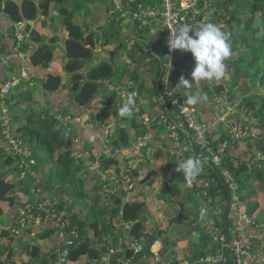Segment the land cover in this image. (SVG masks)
Instances as JSON below:
<instances>
[{"label": "crops", "instance_id": "0c3cea01", "mask_svg": "<svg viewBox=\"0 0 264 264\" xmlns=\"http://www.w3.org/2000/svg\"><path fill=\"white\" fill-rule=\"evenodd\" d=\"M4 1L5 0H0L1 8ZM66 1L68 9L71 11L67 19H64V17L59 14V6L54 3L51 4L47 12V18L40 14L41 16H39L37 20L31 21L33 22V28L29 26L30 30L27 34H25V38L28 36L29 40L32 41L36 45V47L28 44V47L24 51H20V54L23 55V59H12L11 62L6 61L7 63L3 61V57L5 56L6 52L13 51V48L11 49L12 41L10 39L11 36L9 35V32L13 31L14 26L0 12V35L4 44V47L1 45L2 50L0 52V63L2 61V66L0 64V84L5 81H17L22 73H27L28 77L27 80L21 81L19 84H15L10 93L12 100L14 96L18 97L17 99H19L21 96H18V94L21 92H23L26 96L28 95L29 97V101L23 102L20 107L16 106L14 107V110L10 111V114L12 116V127L14 131L25 127L29 122V119L32 118L31 115H33L37 120L40 121H53V131L61 132L62 129H66V132L63 135L65 148H61L56 151L51 159L46 156L43 148H40L39 153L37 150L31 148L37 163V166L35 168V175L40 182L39 185L35 184L33 178H30L28 174L21 177L14 163V160L11 167H2L0 169L3 184L13 187L12 192L7 193V195L5 196L11 194L15 197L17 204V208H9V205L7 203H0V208L2 210V214L0 215V229L9 228L11 223H13L12 221H14V223L17 222V212H19L18 209L20 210L23 203L27 201L33 202L36 199H43L44 197H51L56 199L58 202V208L60 204L61 206L63 205V215H68V217H77L78 219H83V221L87 219L86 223H88V219H92L94 217L92 212L96 209L92 204L88 205V209H85L84 207L78 205L73 201L72 189L69 188L68 185L64 187V183L60 184L54 182L53 185H47V182L55 180L54 168L52 167V164L60 156H62V154L68 151L70 152V160L73 164V157L75 158L76 155V152H73V139L74 141L76 139H79V142L77 143L79 144V147L80 145L82 146L83 150L79 148V151L82 150V153L80 151V153L77 155V159L80 160V162L85 167L92 169V165L95 162L94 159L91 157H83L82 154L85 152H89L95 157L100 153L101 155H108L110 151L108 152L106 143H108V141L114 140L116 136L114 132L115 130L119 129L117 126H120L121 129H123L125 132L128 131L127 136L129 141L131 140V143H136L140 140H144L146 142V148L141 151L143 153L140 154L142 155L141 157H139L137 154H134L133 156L132 153L128 151L130 142L127 143V146H122L123 150L121 151L123 153L121 152V156L125 161V166L122 167V170L126 168H132L133 170L135 168H138L137 166L144 168L142 171L144 173V179L142 180L143 182L138 185L136 184V181H134L133 185L135 186H133L132 189L130 188L129 192H126V199L145 201L147 207L146 211L147 213H149L150 207L148 209V205L155 198V200H153V202L150 204L151 208L153 209H151L152 214L148 217L149 221H147L145 224V233H147V231L148 233L151 232L154 227L156 229L157 227L160 229L164 227L162 230L167 231V228H169V230L167 231L169 235L175 225V222H171L170 220L175 217L178 205L174 206V204H172L171 206H167V204H165L162 199H158L156 195L163 184L169 183L171 181L170 172H167L169 175L168 177H166L163 173L165 172V169H168L167 167L168 164L171 163V160H176L178 164L179 161L192 158L194 152L193 147L195 145L182 121L178 120L175 122L179 128L178 139L181 146L180 149H177L173 145L172 141L169 139V137L166 135V132L162 128L158 129V122L155 123L154 121H152L153 113L150 112V109L154 112V117H158V109L155 108V106L150 102L151 99L157 94L155 80L157 75L155 74V78H152L151 80L147 79L144 80V82L140 83V76L138 74V71L144 69L146 72L150 71L151 64L153 70L156 67H159V61L161 58L159 56L157 57V52L148 47V53L152 59V63L151 61L145 62V60H143L144 54H140L143 60L142 64H139V62L132 59L135 54H130L131 49L134 47V45H131L130 41L132 38L135 39L136 31L149 36L152 39L150 40L151 43L156 45L158 52L160 49H168L167 37L163 33L158 32V26L155 25L154 22L149 23V26L145 28L139 29L138 24L134 23L132 20V15L135 12H132V10L130 9V4L132 3L130 0L126 3V7L122 6V0ZM35 4H38V0H36ZM157 5H159V0H140V5L137 9V12L146 11ZM73 6L78 7L77 11L74 13ZM211 8H209L208 10L207 7L208 13L206 15L207 19L205 23L216 22ZM70 18L71 21L69 20ZM64 20L72 23L74 21L83 29L86 28L89 32L90 29H93L96 32H98V30L102 32V27L104 25L111 24L113 27V22L115 24V31L111 30V32H106L108 33V35L111 34L113 38L112 41H114L113 44L111 43L110 46L106 47L101 46L102 42L107 40L109 41L110 39H100L97 42V46H95L93 50L95 56L91 60L94 61L91 68L95 67L100 61H110V63L115 66L116 81H113L105 91H102V94L106 95L104 99L94 100L91 102V104L87 108L89 110H85L76 106L75 102L73 101L74 94L79 92L73 89V73L69 72L66 69L67 65L69 64V60L66 57L65 49L66 41L69 35L66 31ZM31 31H34L36 33L35 38L30 37ZM87 31L86 33L89 34V32ZM44 46L49 47L53 51L52 61L47 67H43L41 65L32 66L30 61L31 56L34 54L36 49L42 48ZM115 49L116 51L114 53H111ZM111 54H113L112 60ZM180 56L183 57V54H181ZM185 62H187V60H184L183 64ZM182 67L184 66H178L177 63L176 68L172 71V78L176 69L177 72L181 74L186 73V71ZM91 68H88L87 65L86 68L81 69L78 73L80 75H84ZM50 77H59L61 81L59 89L53 92L47 91L43 87V84L46 83ZM82 83L84 82H80L79 85H81ZM175 83L176 85H174ZM178 84L179 82L173 79L174 88H178L180 89V91L183 90V87H176ZM130 93L135 94V104L139 105L141 113L140 116L135 115L133 112L131 116L132 119L122 118L120 114H118L117 116L111 115V117H108L105 120L102 119V106L100 103L103 100H105L108 96L115 94V107H117L120 102L122 104L126 102ZM25 95L23 96V98L25 97ZM151 105L154 107V109H152ZM197 110L199 111L201 117L203 116L202 120L204 121V123L208 125L209 131L212 135V140L214 142L220 141L223 138V134H225V136L228 138L227 133L221 129L218 123V113L213 111L217 110V108H209L205 104L201 103L197 106ZM224 114L225 113H223V115ZM90 115L91 119L89 120ZM224 116H226L228 122L234 123L239 120H243L244 115L241 113H234L232 115L231 110L229 111V114H225ZM63 118H71V120L65 125L61 121V119ZM73 118L78 119V123L74 124ZM104 126H109L112 130L109 131L106 129L107 133H105ZM109 134H111V138L113 139L110 138ZM228 147L229 148L227 149V151L229 152V154H232L233 156L241 159L245 158L247 160L249 159V152L254 150V148L249 149L245 142H232ZM1 148H4V150L8 154L6 144L4 143L0 132V149ZM43 155L44 158L42 159L41 157ZM144 158H147L148 161L145 160L146 162H144L145 164L142 166L141 162H143ZM231 161L234 165H236L238 162L237 160H235V158H232ZM147 164H149V166L151 165V168L148 169V167H146ZM110 173L116 181H105L102 184H107V191L112 187L119 185L120 183L125 184L124 179H120V175H117L114 172ZM39 177L44 178V180H42V178L40 179ZM239 178L243 179V177L240 175ZM199 182L197 181L194 183L200 184ZM183 187L184 189L182 190L189 189L185 186ZM35 189H39L40 191L36 193V195H34ZM86 191H90L89 187H86ZM189 192L190 191H187L186 195V192H184L181 199H185V201L188 200L190 196ZM108 196L110 197L109 194ZM213 197L215 200L213 206L207 207V220L214 223L215 221H219L220 219H231V221H228L231 226H234L236 219L235 206L233 204H230V207L228 209L229 213L226 216L225 208H227V204L224 198H222V195L216 193L213 195ZM179 198L180 197H177L176 200H179ZM258 200L260 203V207L252 217L253 224L245 229V236L251 242L252 259L250 261V264H264V258L262 257V248L264 245V221L263 217L261 218L260 216V210L264 209V194L262 196V201H260L259 197ZM108 202L109 207L106 208V210L105 208H103L102 210L99 209L103 213V217L98 220L99 224H101L99 228H102V226H104L106 221H108L110 218L108 214L110 209L112 208V205L110 204V201ZM99 203L100 204L98 206L103 207L105 202L102 203V201L100 200ZM162 209L166 210L167 212H171L172 214L169 216L164 215ZM196 209L197 205L190 209L191 211L189 214V223H191L193 226L198 225L196 221H193L194 213L197 212ZM169 223H171L170 226ZM177 224L184 227V229H187V227L189 226V224H187L186 226L180 223ZM29 227H32V231H34L33 234H35L36 231L42 228L38 224H32L29 225ZM187 230V232H190L189 228ZM33 234L26 236V238L25 236H23L24 240L32 238L33 241L31 244L36 245L41 253H43V255L45 254L49 256L54 248L53 245L58 242L57 237L55 235H52L49 238L40 239L35 238ZM160 235L161 232L157 234L158 237ZM132 237L134 238V235ZM177 237L168 238L169 241L178 242V249L175 250L172 255L166 254L163 249L162 241L157 239L150 248V253L154 256V259L150 258L149 264H158L162 260L171 259L173 256H176V258L179 259L182 258L183 255H188L189 245L190 243H194L195 241H197L196 237L194 236V238H192L189 233L180 234V236ZM85 238L86 242L90 245L91 248H96L99 238L92 231H88ZM5 243V240L0 239V246H4ZM140 243L141 238L135 239V241H133L132 243L126 242V244L128 245L127 250L130 252V250H133V248H140ZM170 249L173 248L170 247ZM27 253L28 252L25 251L24 253H22L20 250H17L16 254L13 257V261L16 264L28 262L29 256ZM44 261L48 264V257L44 258ZM87 262V256L80 257L76 262L63 260L64 264H87ZM30 264H43V259L40 258L39 260H33ZM91 264L96 263L94 262Z\"/></svg>", "mask_w": 264, "mask_h": 264}, {"label": "trees", "instance_id": "16d2710c", "mask_svg": "<svg viewBox=\"0 0 264 264\" xmlns=\"http://www.w3.org/2000/svg\"><path fill=\"white\" fill-rule=\"evenodd\" d=\"M161 0H159L160 3ZM127 2L129 0H122V6L126 7ZM209 8H211V5L214 3V8L212 9L214 14L215 23L218 25L219 23H224V26L231 31L229 26L233 23H237L238 27H241L238 29L237 36H230V40L232 41V51L235 50V46L241 45L245 46V52H247L252 59L249 60L247 56L244 55L245 52L241 53L233 63H231L232 67L229 69V72H234L232 83L236 82L238 79L241 71H243L244 68H247L246 75H250L252 77V81L245 83L244 87L247 91H250L253 87L254 88H263L264 91V74L261 76L258 75V73L254 70V68L259 66L260 58L262 55H264V0H208ZM1 3V2H0ZM36 0H5L2 8L0 7V12L9 20L12 24H23V32L24 37L25 34H27L30 30V27L28 25V22L35 21L39 16H45L47 18L48 10L50 8L51 4H56L58 7V12L61 16L64 17V19H67L68 15L70 14V10L67 7V1L66 0H38V4H35ZM66 3V5H65ZM1 5V4H0ZM140 0H136V2L130 4V9L132 12H136L139 8ZM203 5V2H201V6ZM78 7H73V12H76ZM209 10V9H208ZM207 10V11H208ZM259 14L260 17V24L257 25V18L255 17L256 14ZM41 14V15H40ZM204 18V23L206 22L207 17ZM243 18V19H242ZM256 18V19H255ZM113 21V20H112ZM66 31L68 32V39L66 41V57L69 60V64L67 65L66 69L69 72L73 73V89L77 92H79L81 85L84 84L81 91L79 93L74 94L73 101L75 102V105L87 109L91 102L94 100V98L104 90V88L109 87L110 84H112L113 76H114V69L115 66L112 63L106 62L107 60H104L103 63L99 64L97 67H93L90 70H88L84 75H80L78 72L86 68L88 63L93 59L95 56L94 54V48L96 46V43L94 42V39L92 35H87L83 28L80 27L79 24H76L74 21L67 22V20H64ZM256 24V26H254ZM115 24L113 22V27L111 28L112 31H115ZM237 28V26H236ZM83 30V31H82ZM110 30V32H111ZM249 33V38H245L243 42L240 40L243 35ZM35 32L31 31L30 37L35 38ZM252 39H251V38ZM12 41L11 49L14 47L15 38L13 36L10 37ZM250 43L251 45H248ZM0 45L4 47L3 40L0 35ZM109 45V41H104L101 43L102 47H106ZM28 47V43L24 41L19 49V52L24 51ZM4 49V48H3ZM9 49V50H11ZM167 51V48L160 49L157 53V57L159 56L161 59L159 61V67H156L154 69L155 74L157 77L156 80V91H158V84H159V78L161 75V65L163 64V56L164 53ZM1 52V51H0ZM183 52V51H181ZM184 53V52H183ZM12 51L7 53V55H11ZM189 54V53H184ZM156 57V58H157ZM53 58V51L47 47L44 46L42 48H38L35 50L34 54L31 56L30 61L32 66L41 65L43 67H47ZM12 61V60H11ZM2 66V65H1ZM259 70V69H258ZM261 70V69H260ZM188 70H186L187 72ZM228 71L226 73H229ZM80 82H84L81 85ZM256 83L259 84V86H256ZM61 84L59 77H50L46 83L43 84V87L45 90L53 92L59 89ZM236 84V83H235ZM241 86V85H240ZM171 88H174L173 85H171ZM242 91L243 85L241 86ZM185 89V88H184ZM217 92H223L224 87L222 84L217 87ZM186 90L187 96L191 93L190 90ZM105 91V90H104ZM175 91L179 93L181 92L180 89H176ZM176 93V92H175ZM229 94V93H228ZM25 94L23 92L19 93L18 96H21L19 99L18 97H13V100L11 96H8L5 106L8 108L9 111L14 110V107H20V105L23 102L29 101L28 95L23 98ZM233 98H240L238 95L236 96V92H234L231 95ZM176 98L179 101V104L185 105L186 104V98L185 96L179 95L176 93ZM253 103L251 101L248 102V105H250V110L248 112L249 115H252L255 120L253 121L252 129L256 131V138L255 139H245L244 142L246 143L247 147L249 149L254 148L253 151L249 152V159H241L238 157L233 156L232 154H229L228 151H225V153H222V167L228 171L229 174L235 176L236 183L238 185V195L239 199L246 204L248 207V214L249 216L253 217L255 212L260 207V203L258 198L253 197L255 196V193L257 192V188L252 183L253 180H258L260 184L262 185L263 193H264V92L263 96L261 95H254L253 97ZM245 103V102H244ZM102 109V119L105 120L108 117H111V115L117 116L119 114V109L122 106V103L120 102L117 107H115L116 104V95L112 94L108 96L105 100H103L101 103ZM164 108H166V114L169 117L170 120L176 122L179 119L176 117L179 113V110L177 107L172 106L170 100L165 101ZM32 118L29 119V122L27 125L23 128H20L19 130L15 131L16 135L19 137V139L23 140L24 142L28 143L29 140H27L30 136L36 135L37 138V146L41 144V148L44 149L46 156L50 159L52 158L53 154L58 151L61 148H65V141L64 137L61 136L59 131H53L54 122L52 121H40L37 120L33 115H31ZM247 117L248 115H244ZM249 117V116H248ZM247 117V120H249V117ZM90 122V121H87ZM44 123V124H43ZM252 123V122H250ZM248 125V123L246 124ZM160 126V127H159ZM158 129L161 128V125L158 121ZM112 133V132H111ZM114 134L115 139L111 141V144L115 146H127L128 143V134L123 129H117L115 130ZM111 135V134H109ZM227 137H223L220 141H213V146L216 148L218 144H222L225 141H227ZM30 148H33L32 145H29ZM229 148V147H228ZM227 148V149H228ZM74 150V149H73ZM193 155L192 158H197V148L193 147ZM263 157V159H261ZM232 158H235L237 160V164L234 165L231 161ZM71 157L70 152H66L62 154L53 164L52 167L54 168V176L55 180H51L47 182V185H53L54 182L63 184L64 187L66 185L69 186V188L72 189L73 193V201L76 202L81 207H84L85 209L89 208V204H94V207L98 212H100V207L98 206L100 203V200L98 198H90V193L92 191H86V187L91 186L92 182L97 183L98 177L97 175L93 177H89L90 174H96V170H91L88 167H85L81 162H76V164L71 163ZM3 163H2V162ZM13 165V159L11 156H9L4 148L0 149V169L2 167H11ZM101 165H105V168L108 169L110 166L115 167L117 165V161L110 157L106 162L102 163ZM202 171L200 172L201 176L206 177L205 179L209 180L208 177L211 179L208 181L211 183L210 190L211 194H219L222 195V198L226 201L227 208H225V215L227 216L230 207V199L231 194L227 191L226 187L223 185L222 177L220 175V172L217 168L212 167L209 163H202ZM134 170V175L141 174L140 169L136 168ZM130 170V173H133ZM115 174L119 175L120 170L118 168L113 169ZM254 174L253 178L248 174L250 172ZM72 172V173H71ZM83 174L81 175V173ZM71 173V174H70ZM136 175V176H137ZM239 175L243 177V179L239 178ZM108 176L114 179V177L108 173ZM142 178V175L139 176ZM176 177V181L173 180L172 183H165L160 187V190L158 192V199H162L167 206H171L174 204V206L178 205V203H181L180 201H177L176 198L180 197L182 188L180 185H185V179L183 172H174L173 178ZM199 177V176H197ZM215 181H214V180ZM180 180V181H179ZM136 181L135 178L133 179V182ZM121 184V183H120ZM123 188V187H122ZM121 188V189H122ZM124 189V188H123ZM120 190L115 192L113 195H111L110 198V204L112 205V208L109 211L108 216L110 217L108 222L105 226H102V228H99L101 224H99L98 220L95 219L93 221H90L88 219V223H86L87 219L83 221V219H78L77 217H68V215H64L70 223V228L65 231V235L72 239L73 246L70 247H62L61 249V258L64 261H72L76 262L80 257L87 256L88 262L87 264L96 263V261L99 260L101 256V252L105 247H100V243L102 241H105V237L109 234L114 237L116 234H122L121 231H117L118 227L124 226L125 224H129L131 227L130 235H134V239L141 238V249L139 252L136 253L137 249L133 248V250H130V252L127 250L128 245L124 242L121 243L122 251L121 253H118L117 255L112 257V263H116L118 259L122 258H128L131 257V263L136 264H149L150 258L154 259V256L150 253V248L153 245L154 241L157 239L161 240L163 243V249L168 255H172L175 251V248L177 247V241L169 242L167 238L168 232L166 230H162L157 227V229L154 227V229L149 232L145 233V224L148 219V215L146 212V203L145 201H137V200H127L126 199V191ZM190 189V188H189ZM185 190V195L187 194V191ZM13 190L12 186L3 184V179L1 177L0 173V203L5 202L9 205V208H17L16 199L11 194L8 196L7 193H11ZM190 193H194L195 196L200 195L201 191V184L194 183L192 184ZM214 198V197H213ZM189 201V198H188ZM201 206V205H200ZM199 206V207H200ZM197 206L196 213H194V222H198L199 217V208ZM22 208V206H21ZM20 208V209H21ZM59 212H63V205H59L58 208ZM18 211H20L18 209ZM101 213V212H100ZM2 214V210L0 208V215ZM189 214L190 211L187 212V207L183 205V212L181 215H179V221H176V219L170 220L171 222L180 223L183 225L189 224V234L190 236L194 233V231L198 229H202L205 226L204 221H201L196 226H193L191 223H189ZM188 216V217H187ZM260 216L263 217L264 221V209L260 210ZM231 219H220L219 221L214 222V227L216 229V232L214 233H208L205 231V233H200V238H196L197 241L194 243H190L188 248V261L192 264H199V259H205L207 257H215L219 254L224 255L225 261L221 262L220 264H232L231 262V254L229 249H223L221 245H219L218 242L214 241L213 236L216 233L218 236H223L225 239H227L229 242L231 240V232L235 231V224L237 221V216L235 219L234 226H231L229 221ZM17 221V222H16ZM16 223L12 221L9 228L6 229H0V239L5 240L6 243L4 246H0V262L1 264H16L13 261V257L16 254L17 250H20L22 253L28 252L29 260L28 262H22L20 264H30L33 260H39L40 258L43 259V264H47L44 261V258L48 257V264H54L56 260V256L54 253H50L48 255H43L39 248L36 245L31 244L33 239L28 238L24 240V237L29 236L30 234H33L34 231H32V227L29 230H21V233L19 235H14L11 233V230L13 227H18V215L16 219ZM117 222H120L118 224ZM202 224V225H201ZM32 225V224H31ZM37 225V224H36ZM42 228L33 234L35 238H49L52 235H56L58 232V227L55 226H42L38 224ZM13 226V227H12ZM193 226V227H192ZM202 227V228H201ZM73 229V232H72ZM204 230H206L204 228ZM88 231H92L98 238L99 241L97 243L98 248H91L90 245L86 242V235ZM161 232V235L158 237L157 234ZM114 235V236H113ZM211 240L213 243L217 244L218 250H214L211 245L208 244V240ZM19 241L20 245L16 246L14 249L11 248V246L16 242ZM20 246V247H19ZM172 247L173 249H170ZM103 248V249H102ZM115 248H118V246H115ZM102 249V250H101ZM147 257L143 259L142 257ZM174 257V258H173ZM172 259H176L175 256H173ZM262 257L264 258V245L262 248ZM123 258V259H124ZM162 262V261H161ZM158 264H162V263Z\"/></svg>", "mask_w": 264, "mask_h": 264}, {"label": "built area", "instance_id": "2783aa9c", "mask_svg": "<svg viewBox=\"0 0 264 264\" xmlns=\"http://www.w3.org/2000/svg\"><path fill=\"white\" fill-rule=\"evenodd\" d=\"M208 0H161L159 5L152 7L146 11L135 12L132 15V20L134 23L138 24V28L142 29L149 26V23L154 22L158 26V32L166 35L167 39L171 38L176 32H178L182 24H190L194 28H198L201 23H204V18L209 9ZM201 2L203 5L201 6ZM21 24V23H18ZM13 37L15 38V43L11 55L5 53L3 61L11 62L12 59H23V55L20 54L19 49L24 41L23 24L22 26L13 24ZM218 26L227 33L224 23H219ZM228 34V33H227ZM192 35V33H190ZM231 43V42H230ZM0 47V51H1ZM176 53L180 54L181 50L170 51L169 47L164 53L165 63L161 65V75L158 84V97H153L151 103L158 109V119L161 128L168 134L169 139L172 141L173 145L178 148L180 146L178 139V126L177 124L170 120L166 114V108H164L165 101L170 100L171 105L177 107L179 113L177 115L178 119L184 124L188 134L191 136L196 148L197 159H200L202 163H209L212 167L217 168L222 177L223 185L226 187L227 191L231 194L230 203L235 206V213L237 216V221L235 224L236 235L234 239L230 242L223 236H218L216 233L213 236L214 241L218 242L223 249H229L231 254L232 264H250L252 259L251 255V242L245 236V229L252 225V217L248 214V207L244 202L239 199L238 195V185L235 180V176L231 175L222 167V153L226 148V144H222L219 147L213 146L212 135L209 131V127L201 119L199 113L196 111L194 106L186 103L185 105L179 104L176 98L175 88H171L170 81L172 77V71L174 69V61L176 59ZM6 62V63H7ZM2 63V61H1ZM0 63V64H1ZM2 65V64H1ZM27 73H22L17 81H5L0 84V132L8 154L12 157L16 166L21 174V177L27 174L30 178H33L35 184H38L39 180L35 175V168L37 166L34 153L32 149L28 146V143L19 139L12 127V116L10 111L6 108L5 103L10 96L12 89L15 84H19L21 81L27 80ZM176 92V93H175ZM134 114L140 116V108L138 104H135ZM222 118V117H220ZM65 122H69L71 118H65ZM148 121V120H147ZM218 123L222 130L226 129V133L233 140L241 139L246 136L251 139H255L256 135H252V126H244L240 128V125L236 122L230 123L224 119L218 120ZM242 130H246L244 135ZM245 138V137H244ZM144 140L136 142V151L139 154H143L141 151L145 149ZM148 161V159H146ZM126 182V178L124 179ZM130 188L132 183L126 182ZM209 186L211 183L209 182ZM129 188V189H130ZM40 192L39 189L34 190V195ZM201 199V206H213L215 200L211 194V190L205 192ZM58 202L56 199L51 197H44L43 199H36L33 202H25L22 205L18 213V227H14L11 233L14 235H19L23 227L31 224H40L42 226H55L58 227V237L62 241L63 247L73 246V241L65 235V231L70 227L69 220L58 211ZM206 217L202 220L200 216L198 217L197 224L204 221V228L208 233L216 232L214 223H209L206 221ZM202 225V224H201ZM212 228V229H211ZM131 230L129 224L124 225V231ZM73 232V229H72ZM126 242L123 240L122 243ZM223 242L225 246H223ZM98 248V245L96 246ZM105 247L101 252V256L96 264H113L112 257L121 253L119 249L108 248L106 246L100 245L99 248ZM101 249V250H102ZM54 255L56 256V264H64L61 258V251L57 250ZM132 257V256H131ZM131 257L118 259L114 264H136L131 263ZM124 258V259H123ZM225 261V257L219 254L215 257H207L205 259H199V264H220ZM162 264H192L188 261V255H183L182 258L176 260L166 259L162 260Z\"/></svg>", "mask_w": 264, "mask_h": 264}, {"label": "rangeland", "instance_id": "374dc122", "mask_svg": "<svg viewBox=\"0 0 264 264\" xmlns=\"http://www.w3.org/2000/svg\"><path fill=\"white\" fill-rule=\"evenodd\" d=\"M132 3H134V2H136V0H130ZM4 3V2H3ZM215 3V2H214ZM214 3L211 5V7H212V9L214 8ZM74 7V6H73ZM74 13V12H73ZM255 17L257 18V25H259L260 24V17H259V14L257 13L256 15H255ZM255 18V19H256ZM243 19V18H242ZM16 25H20V26H22V24H16ZM227 26H229V28L231 29V31H229V29L227 28V27H225V29H226V31H227V33L229 34V36H237L238 34H237V32H238V29L239 28H241V27H238V24L237 23H233L232 25H227ZM236 26H237V28H236ZM254 26H256V24H254ZM24 27V26H23ZM92 27V26H91ZM90 27V28H91ZM110 28H112V26H110V24H107V25H104L103 27H102V32L101 31H99L98 29V32H96L95 30H93V29H90V32H91V35H92V37H93V39H94V42L97 44V42L100 40V39H110L109 40V45L108 46H110L111 45V43L113 44V42L114 41H112L113 40V38H112V36H111V34L110 35H108V33H106V32H110ZM84 30V32L86 33V28L85 29H83ZM82 30V31H83ZM87 32H89V31H87ZM90 32H89V34H87V35H90ZM135 35H136V37H135V39L134 38H132L131 39V41H130V43H131V45H134V47L131 49V53L130 54H135L133 57H132V59L133 60H135V61H137V62H139V64H142V62H143V60H145V62L146 61H151V63H152V59H151V57H150V55H149V53H148V47H150V48H152L155 52H157L158 53V49H157V47H156V45L155 44H153V43H151V41L150 40H152L149 36H147V35H145V34H142V33H140V32H135ZM106 37V38H105ZM245 38L247 39V38H249V33H247V34H245V35H243L242 36V38L240 39L242 42H243V40H245ZM251 38V37H250ZM96 39V40H95ZM252 39V38H251ZM168 40V39H167ZM230 44L232 45V41L230 40ZM248 45H251L250 43H248ZM97 46V45H96ZM0 47H1V45H0ZM101 47V46H100ZM245 46H241V45H237V46H235V50L234 51H232V55H231V57H229L226 61H225V64H226V72L228 71L229 72V69L232 67V65H231V63H233L234 62V60L241 54V53H243V52H245L244 50H245V48H244ZM116 51V49L115 50H113L111 53H114ZM140 52V53H139ZM184 53H186V52H184ZM183 52H181L180 54H177L176 53V59H175V61H174V69L176 68V65H177V63H178V66H184L185 64H183V61L184 60H187V62L188 61H191L192 60V55H191V53H189V54H184ZM142 54H144V57H143V60H142V57H141V55ZM181 54H183V57H181L180 55ZM244 55L245 56H247L248 58H249V60H251L252 59V57L247 53V52H245L244 53ZM118 60V59H117ZM163 64L165 63V61L166 60H164V56H163ZM106 62H109L110 63V61H106ZM101 63H103V61H100V62H98V64L95 66V67H97L99 64H101ZM186 63V62H185ZM259 64V66L258 67H256V68H254V70L258 73V75L259 76H261L262 74H264V55H262L261 56V58H260V62L258 63ZM185 71L186 70H188L187 68H185V67H182ZM173 69V70H174ZM259 69V70H258ZM261 69V70H260ZM191 73H192V71L190 72V71H188V72H186V73H184V74H181V73H179V72H177V69L175 70V72H174V74H173V78L171 77V81H170V85H173V79H175L176 81H180V78H181V76H184L186 79H188V80H192V76H191ZM246 73H247V68H244L243 69V71H241V73H240V75H239V77H238V79L236 80V82H234V84L232 83V80L231 79H233V75H234V72L232 71V72H229V73H226V75L224 76V78H222L221 80H211V81H198V82H194L192 85H191V87L190 88H188L187 90H190V94L189 95H192V96H196V97H198V99H197V103L196 104H190V105H192V107L194 106V108L196 109V111L199 113V111L197 110V106L199 105V104H205L207 107H209V108H217V110H213V111H215V112H217L218 113V116H219V120L220 119H224L225 120V118H226V116H224L225 114H229V111H231L232 110V115L234 114V113H241V114H243V115H248L249 117H251V118H249L248 116V118H249V120H247V117H245V116H243V120H239V121H237L236 123H238V124H240V125H243V126H239V125H237L238 127H240V128H246V127H244V126H253V121L255 120V118L252 116V115H249L248 114V112H247V110L249 111L250 109V105H248V102L249 101H251L252 103H253V96L254 95H261V96H263V88H252L250 91H247L246 89H245V87H244V84L245 83H248V82H250V81H252L251 79H252V77L250 76V75H246ZM138 74H139V76H140V83L141 82H144V80H147V79H152V78H155V72H154V70H153V68H152V64H151V68H150V71H148V72H146L145 71V69L144 70H140V71H138ZM112 81H116V76H115V69H114V76H113V80ZM190 82H192V81H190ZM236 83V84H235ZM220 84H222L223 85V87H224V91L223 92H217V87L218 86H220ZM174 85H176V83L174 84ZM243 85V90L242 91H240L242 88H241V86ZM256 86H259V84L258 83H256V85H255V87ZM104 90H106V87L104 88ZM103 90V91H104ZM182 92H184V93H179V95H182V96H185V97H187L186 99H188V96H187V92H186V90L185 89H183V90H181ZM234 92H236V96L238 95L240 98H233L231 95L234 93ZM229 93V94H228ZM158 91H157V94H156V96L155 97H158ZM105 96L106 95H103L102 94V91L94 98V100H102V99H104L105 98ZM93 100V101H94ZM151 102V101H150ZM245 102V103H244ZM186 103H188L187 102V100H186ZM152 104V103H151ZM153 105V104H152ZM151 105V107H152V109H154V107ZM219 109V110H218ZM234 109H236V110H234ZM87 110H89V109H87ZM235 111H237V112H235ZM150 112H152L153 114H152V121H154L155 123H157L158 121H159V119H158V117L156 116V117H154V112L150 109ZM223 113H225L224 115H223ZM199 115H200V113H199ZM223 115V116H222ZM220 116H222V118H220ZM177 117V116H176ZM200 117H201V115H200ZM203 117V116H202ZM202 117H201V119H202ZM178 118V117H177ZM91 119V115H90V118H89V120ZM65 118H63V119H61V121L66 125L67 124V122H65ZM226 120H227V118H226ZM75 121V122H74ZM78 119H75V118H73V123L75 124V123H78ZM93 121V120H92ZM250 122H252V123H250ZM248 123V125H246ZM119 129H121V127L120 126H117ZM104 128H105V130H104V132L105 133H107V131H106V129L107 130H112L111 129V127H109V126H104ZM115 128V127H114ZM224 132L226 131V129H224L223 130ZM248 131H252V135L254 136V135H256V131L255 130H248ZM128 132V131H127ZM246 132V130H242V134L244 135V133ZM166 135L168 136V134L166 133ZM107 136V135H106ZM223 137H226L225 136V134H223ZM230 136H228V138H229ZM245 137V138H244ZM244 137H242L241 139H237V140H233V139H231V143L233 142H244V140L247 138V139H249V137H246V136H244ZM110 138H111V135H110ZM111 139H113V138H111ZM110 139V140H111ZM115 139V138H114ZM27 140H29V145H32V147H33V149L34 150H37L38 151V153L40 152V148H41V144L40 145H38L37 146V138H36V135H32V136H30ZM228 141V140H227ZM77 142H79V139H76L75 141H74V139H73V152L75 151L76 153V155H75V158L73 157V164H76L75 163V161L76 162H80V160H78L77 159V155L80 153V151H81V153H82V146L80 145V147H79V144L77 143ZM130 142V143H129ZM128 143L130 144L129 146H128V151L129 152H131L132 153V155L134 156V154H137L139 157H141L142 155H140L139 153H138V151H136V149H135V147H136V143L135 142H133V143H131V140L129 141V139H128ZM222 144H226V148L224 149V151L223 152H225V151H227V148H228V146H227V142L225 141L224 143H222ZM221 143L219 144L220 146L222 145ZM106 145H107V150H108V152H109V154L108 155H101V153L100 154H98L96 157L93 155V154H91V153H89V152H85V153H83L82 154V156L83 157H87V158H93L94 159V163H93V165H92V169L91 170H93V169H95L96 171H95V173L96 174H90V175H88L90 178L91 177H93V176H95V175H97V176H99L98 177V181H97V183H95V182H92L91 183V186H89V189H90V191H92V192H89L90 193V198H92V197H94V198H98L99 200H101L102 201V203L103 202H105L104 203V205H103V207H101L100 208V210H102L103 208H105V210H106V208H108L109 207V202L108 201H110V198H109V196H108V194L111 196V195H113L115 192H117V191H120V190H122L123 188V190H125L126 192H129L130 191V186H128L127 184H126V182H130L131 181V183H132V187L133 186H135V185H133V179L135 178V180H136V184H138V185H140L141 184V182H143L142 180L144 179V173L142 172L143 171V167H140V166H137L138 167V169H140V171H141V174H138L137 175V173H136V175H134V170L132 171L133 173H130L129 171L130 170H132V168H126V169H124V170H122V167L123 166H125V161H124V158H122V151L121 150H123V148H122V146L120 145V146H115V145H113V144H111V141H108V143H106ZM195 145V144H194ZM219 145H218V147H219ZM180 147L181 146H179L177 149H180ZM196 147V146H195ZM79 148L80 149H82V150H80L79 151ZM146 148V147H145ZM39 149V150H38ZM107 152V153H108ZM122 152V153H121ZM99 155H101V156H99ZM41 156V155H40ZM116 156V157H115ZM110 157H113V158H115V160L117 161V165L115 166V167H112V166H110V168H108V169H106L105 168V165H101V162L102 163H104V162H106ZM42 159L44 158V155L41 157ZM81 159V158H80ZM147 158H144V160H143V162H141V164H142V166L145 164L144 162H146L145 160H146ZM261 159H263V157H261ZM142 161V160H141ZM2 162V161H1ZM3 163V162H2ZM15 163V162H14ZM15 165H16V163H15ZM176 166H177V161L176 160H174V159H172L171 160V163H169L168 164V169H165V172H163L164 173V175L166 176V177H168L169 175H168V173L167 172H170V177H171V181L169 182V183H172L173 182V180L174 181H176L177 179H176V177L175 178H173V175H174V172L176 173L177 171H176ZM17 167V166H16ZM146 167H148V169L149 168H151V165L149 166V164H147L146 165ZM115 168H118L119 170H120V173H119V175H120V179L121 180H123V179H125L126 178V182H125V184H119V185H117V186H115V187H112L110 190H106V189H108L107 188V184H105V185H102L105 181L106 182H108V181H116V180H114V179H112L111 177H109L108 176V173L109 174H111L110 172H114L113 171V169H115ZM136 169V168H135ZM17 170H18V168H17ZM151 170V169H150ZM18 172H19V170H18ZM115 173V172H114ZM83 174V172L81 173V175ZM248 174L253 178V176H254V174L253 173H251V171L250 172H248ZM21 175V174H20ZM112 175V174H111ZM140 175H142V178H140L139 176ZM199 177L198 178H195L194 179V182H199L200 184H201V191H200V195L198 196H195V198L193 197L194 196V193H192V194H190V196H189V201L188 200H186L185 201V199H181L182 198V195L184 194V192H185V190H181V194H180V198H179V200H177V201H180L181 203H178V208H177V213H176V215H175V217H173V219H176V218H178L179 217V211H180V209H179V205H182V207H183V205H185L186 207H187V212L188 211H191L190 209H192V207H194L195 205H197L198 207L200 206V204H201V199L204 197L203 196V194L205 193V192H207V191H209L210 190V186H209V180L211 179L210 177H208V179L209 180H207V179H205L206 177H204V176H201V174H199L198 175ZM40 178V177H39ZM42 178V177H41ZM40 178V179H41ZM254 179V178H253ZM42 180H44V178H42ZM41 180V181H42ZM214 180V179H213ZM145 181H146V179H145ZM180 181V180H179ZM215 181V180H214ZM211 182V181H210ZM39 183L40 182H38V184L37 185H39ZM253 184H254V186L255 187H257V192H256V194H255V196L253 195V197H255V198H258L259 197V199H260V201H262V196H263V189H262V185L260 184V182L258 181V180H253ZM199 185V184H198ZM123 187V188H122ZM132 187H131V189H132ZM180 187L182 188V189H184V187H183V185L181 184L180 185ZM122 188V189H121ZM189 191H192L191 190V188L189 189ZM159 192V191H158ZM158 198H159V196H158V193H157V195H156ZM153 200H155V198L153 199ZM153 200H152V202H153ZM197 201H198V203H197ZM151 202V203H152ZM150 203V204H151ZM183 203V204H182ZM106 204V205H105ZM150 204L148 205V209H149V207H150V209H149V213H147V215H148V217L152 214L151 213V209H153V208H151V206H150ZM93 206H94V204H92ZM201 207H203V206H200L199 208H201ZM205 208H207L208 206H204ZM164 208V207H163ZM146 209H147V207H146ZM167 209H168V207H167ZM162 211H163V214L164 215H167V216H169V215H171L172 213L171 212H167L166 210H164V209H162ZM101 212V211H100ZM98 212L96 209L92 212V214L94 215V217L92 218V219H90L91 221L92 220H95V219H97V220H100L102 217H103V213L101 212ZM147 212V211H146ZM18 213L19 212H17V215H18ZM170 213V214H169ZM188 217V216H187ZM193 217V216H192ZM166 219V218H165ZM206 221L207 222H209V223H212L211 221H208L207 219H206ZM101 222V221H100ZM105 223V222H104ZM107 223H110V222H108V221H106V223L104 224V226L106 227V224ZM118 224H120V222H117ZM252 224H253V222H252ZM175 227V228H174ZM174 227H173V229H172V231L169 233V235L167 234V238H172V237H177V236H180V234H186V233H189V232H187L188 230V227H187V229H184V227H182L181 225H178L177 223H175V225H174ZM24 228V227H23ZM164 228V227H163ZM162 228V229H163ZM202 228V227H201ZM177 229V230H176ZM212 229V228H211ZM117 231H121L122 232V234H116V236H114V237H112L110 234L108 235V236H106L104 239H105V241H102L101 243H100V245H103V246H106V247H108V248H114V249H119L120 251L122 250V248H121V243H122V241L124 240L125 242H127V243H132L133 241H135V239L130 235V233H128L127 231H124V226H121V227H118L117 228ZM205 231H207V230H204V228H202V229H198V230H196V231H194V233L191 235V237L192 238H194V236L198 239V238H200V233H205ZM147 233H148V231H147ZM56 237H57V240H58V242H56L55 243V245H53L54 246V248H53V250H52V253H55L57 250H59V251H61V249H62V247H63V244H62V241L59 239V237H58V233H56ZM235 235H236V232L233 230L232 232H231V236H232V239H234V237H235ZM178 238V237H177ZM169 241V240H168ZM155 242V241H154ZM169 242H172V241H169ZM154 244V243H153ZM208 244L209 245H211L213 248H215L214 250H218V245L217 244H215V242L213 243L210 239L208 240ZM115 246H118V248H115ZM223 246H225V244H224V242H223ZM140 249H141V245H140V248L138 247L137 248V251H136V253L137 252H139L140 251ZM178 249V243H177V247L175 248V250H177ZM164 257V256H163ZM176 257V256H175ZM143 259H145V258H147V257H142ZM178 259V258H177ZM174 260H176V259H174ZM54 264H56V262H54ZM164 264H169V263H164Z\"/></svg>", "mask_w": 264, "mask_h": 264}, {"label": "clouds", "instance_id": "9594fccd", "mask_svg": "<svg viewBox=\"0 0 264 264\" xmlns=\"http://www.w3.org/2000/svg\"><path fill=\"white\" fill-rule=\"evenodd\" d=\"M192 33V35H190ZM167 44L170 51L181 50L191 53L195 67L191 73L192 82L181 76L179 84L176 86L188 89L194 82L221 80L226 75L225 61L231 57L232 48L230 36L225 33L216 23H201L198 28L190 24H182ZM198 97L189 95L187 102L196 104ZM135 107V94L130 93L126 102L119 109L122 118H131ZM202 161L197 158H188L179 161L176 166L177 172H183L185 187L191 188L194 179L202 171ZM208 209H199L200 219H204Z\"/></svg>", "mask_w": 264, "mask_h": 264}, {"label": "water", "instance_id": "95a60500", "mask_svg": "<svg viewBox=\"0 0 264 264\" xmlns=\"http://www.w3.org/2000/svg\"><path fill=\"white\" fill-rule=\"evenodd\" d=\"M69 20L71 21V18H70ZM28 25H29L31 28H33V22H28ZM110 26H112V25L110 24ZM86 30H87V29H86ZM9 35H10V36H13V31H10V32H9ZM25 42L28 43V44H30V45H32V46H34V47H36V45H35L32 41L29 40V37H28V36L25 38ZM112 57H113V54H111V60H112ZM93 62H94V61H90V62L88 63V68H91V66L93 65ZM184 64H185L184 67L187 68L188 71H190V72L193 71V69H194V67H195V62H194L193 57H192V60H191V61H188V62H186V63H184ZM83 86H84V84L81 85V88H80L79 92L81 91V89H82ZM131 119H132V118H131ZM65 132H66V129H62L61 132H60L61 136H63V135L65 134ZM227 144H228V146L231 145V137L228 138ZM224 153H225V152H224ZM182 204H183V203H182ZM179 209H180L179 214L181 215L182 212H183V207H182V205H180ZM176 221H179V217L176 218ZM170 225H171V223H169V226H170ZM29 228H30L29 225H27V226L24 227V230H27V229H29ZM168 230H169V228H167V231H168ZM18 244H20V242H19V241H16V242L11 246V248L14 249ZM0 264H1V262H0Z\"/></svg>", "mask_w": 264, "mask_h": 264}]
</instances>
